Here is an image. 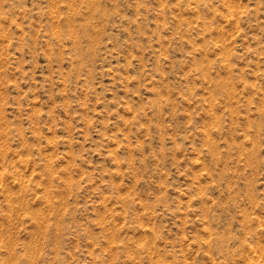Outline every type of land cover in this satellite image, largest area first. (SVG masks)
Here are the masks:
<instances>
[{
	"label": "rangeland",
	"instance_id": "obj_1",
	"mask_svg": "<svg viewBox=\"0 0 264 264\" xmlns=\"http://www.w3.org/2000/svg\"><path fill=\"white\" fill-rule=\"evenodd\" d=\"M0 264H264V0H0Z\"/></svg>",
	"mask_w": 264,
	"mask_h": 264
},
{
	"label": "bare ground",
	"instance_id": "obj_2",
	"mask_svg": "<svg viewBox=\"0 0 264 264\" xmlns=\"http://www.w3.org/2000/svg\"><path fill=\"white\" fill-rule=\"evenodd\" d=\"M71 31V30H70ZM87 33V32H86Z\"/></svg>",
	"mask_w": 264,
	"mask_h": 264
}]
</instances>
